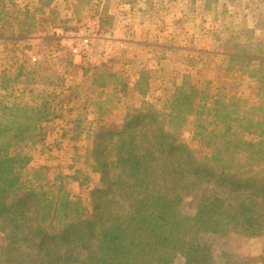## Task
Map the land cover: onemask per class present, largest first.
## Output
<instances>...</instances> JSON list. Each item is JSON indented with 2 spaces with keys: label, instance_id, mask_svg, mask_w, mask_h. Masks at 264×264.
Masks as SVG:
<instances>
[{
  "label": "trees",
  "instance_id": "1",
  "mask_svg": "<svg viewBox=\"0 0 264 264\" xmlns=\"http://www.w3.org/2000/svg\"><path fill=\"white\" fill-rule=\"evenodd\" d=\"M51 3L37 0L33 9H22L12 8L14 0H0L7 10L0 22L9 38L51 28L43 27L54 13ZM247 49L227 42L223 51L229 62L254 63L252 74H260L263 84L264 53ZM34 71L4 76L0 83V220L14 229L0 247V264H173L179 254L185 264H208L206 247L194 240L200 231L264 237V119L252 114L263 113L264 106L248 111L243 106L248 102L225 84L210 94L198 81L184 79L157 109L146 101L148 73L126 84L103 65L85 69L84 76L91 73L89 87L100 91L82 108H92L96 116L85 158L101 184L89 192L88 218L82 200L66 191L68 177L58 173L50 179L47 167L27 170V149L43 142V126L64 117L47 91L37 105L7 102L18 93L16 87H23V95L40 84ZM65 90L62 96L70 104L79 92ZM262 91L260 86L259 97ZM128 92L139 104L120 107ZM114 110L123 114L119 129L102 119ZM206 111L212 122L200 135L208 154L197 158L182 131L190 116L200 119ZM195 128H201L199 122ZM169 171L173 178L164 185L161 179ZM194 193L201 194L197 210L184 215L181 205ZM257 260L264 262V256Z\"/></svg>",
  "mask_w": 264,
  "mask_h": 264
},
{
  "label": "rangeland",
  "instance_id": "2",
  "mask_svg": "<svg viewBox=\"0 0 264 264\" xmlns=\"http://www.w3.org/2000/svg\"><path fill=\"white\" fill-rule=\"evenodd\" d=\"M51 1L54 13L43 26L51 28H38L33 36L9 38L7 26L0 22L3 35L0 38V83L4 76L35 70L40 84L30 87L23 95L19 92L23 87H16L18 93L7 102L37 105L47 91L53 105L61 107L64 117L45 124L43 142L27 149L31 157L27 170L47 167L50 179L58 173L68 177L64 181L66 191L72 199L82 200L88 218L91 216L89 192L101 184L100 176L92 172L85 158L96 116L91 114L92 108L88 112L82 108L100 91L89 87L91 73L84 76L85 69L103 65L116 74L118 81L126 84H132L141 73H148L150 92L146 101L157 109L171 100L172 89L184 79L198 81L210 94H215L225 84L232 93L248 102L243 104L248 111L251 107L264 106V82L262 85L258 82L260 74H252L255 64L229 62L223 51L227 42H235L247 46V52L264 53V0ZM36 3L37 0H14L12 8L33 9ZM2 6L0 17L5 19L7 10ZM60 30H93L97 37L111 39L112 50L103 61L74 57L58 38ZM226 73L229 75L225 79ZM260 86H263L261 97L257 95ZM69 87L79 92L77 97L72 96L70 104L69 99L62 96ZM123 97L119 106L139 104L132 93ZM252 114L264 119V112ZM122 118L120 110L102 116L105 123L115 129L122 127ZM196 122L200 123L199 130L195 128ZM211 122L207 111L200 119L193 115L182 131L185 143L197 158L208 154L205 135L200 133L204 128L209 129ZM238 133L246 140H255L241 131ZM73 176L77 180L69 179ZM172 178L169 171L161 183L169 185ZM200 199V193L188 196L181 205V212L193 216ZM13 232L7 221L0 220V247L8 244L7 236ZM194 240L206 247L210 257L208 264H264L257 260L264 256V237L200 231ZM173 264H185L184 255L179 254Z\"/></svg>",
  "mask_w": 264,
  "mask_h": 264
},
{
  "label": "built area",
  "instance_id": "3",
  "mask_svg": "<svg viewBox=\"0 0 264 264\" xmlns=\"http://www.w3.org/2000/svg\"><path fill=\"white\" fill-rule=\"evenodd\" d=\"M59 39L74 57L85 58L92 62L105 60L112 50L109 37H97L93 30L57 32Z\"/></svg>",
  "mask_w": 264,
  "mask_h": 264
}]
</instances>
